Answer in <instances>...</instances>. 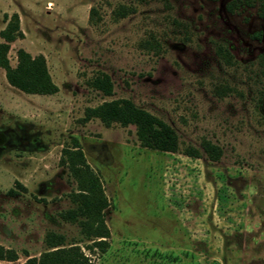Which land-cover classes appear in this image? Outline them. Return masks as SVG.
<instances>
[{
	"label": "rangeland",
	"instance_id": "rangeland-1",
	"mask_svg": "<svg viewBox=\"0 0 264 264\" xmlns=\"http://www.w3.org/2000/svg\"><path fill=\"white\" fill-rule=\"evenodd\" d=\"M229 1L0 0V43L14 14L22 33L8 42L10 66L19 49L42 56L57 88L26 93L0 67V244L17 253L0 264L38 257L47 230L77 241L92 264H264V19L259 0L234 12ZM102 77L109 94L94 85ZM116 99L201 157L143 147L134 125L86 118ZM75 145L108 201L103 252L57 217L75 207L76 179L60 161Z\"/></svg>",
	"mask_w": 264,
	"mask_h": 264
},
{
	"label": "trees",
	"instance_id": "trees-1",
	"mask_svg": "<svg viewBox=\"0 0 264 264\" xmlns=\"http://www.w3.org/2000/svg\"><path fill=\"white\" fill-rule=\"evenodd\" d=\"M253 4V0H231L226 4V9L234 12L240 5ZM258 13L264 19V0H259ZM21 35L18 17L14 14L5 29L1 31L5 42L0 43V67L5 70L8 83L26 93L56 92L57 88L48 75L42 56L32 58L23 49H19L16 66H10L6 56L9 49L8 42ZM218 52L221 56L227 53L222 48H218ZM94 85L106 94L110 93L107 77L97 78L94 80ZM89 117H97L106 125L111 122L134 125L139 144L143 147L169 152L181 151L184 155L194 158H200L202 155L200 150L193 146L180 150L178 136L172 127L128 99L105 101L96 107L88 108L86 118ZM201 149L210 159L216 160L220 155V150L209 141L202 142ZM62 155L60 161L67 165L76 179L77 189L69 196L75 207L59 211L57 217L79 228L82 240L91 241L90 244L85 245L88 250L96 248L103 252L108 245L106 238L109 236L103 216V209L108 205V201L99 178L86 163L78 145L73 148H64ZM15 185L25 189L19 182H15ZM7 194L15 196L18 192L10 188ZM43 245V250L38 257H28L22 264H92L78 242L68 240L64 233L47 230L43 237ZM15 259H17L15 250L0 244V261Z\"/></svg>",
	"mask_w": 264,
	"mask_h": 264
}]
</instances>
